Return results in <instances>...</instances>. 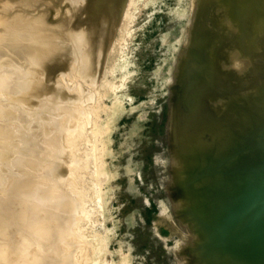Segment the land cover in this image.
Wrapping results in <instances>:
<instances>
[{
    "label": "rangeland",
    "instance_id": "1",
    "mask_svg": "<svg viewBox=\"0 0 264 264\" xmlns=\"http://www.w3.org/2000/svg\"><path fill=\"white\" fill-rule=\"evenodd\" d=\"M5 1L8 0H0V3L7 4L10 10L28 11V6L29 11L34 9L32 13L37 16L39 12L35 9L39 4H44H4ZM66 1L70 0H57V10L59 7L66 8L68 4H72V7L79 3V0L76 3V0H72L74 2L68 4ZM82 1L84 8L76 4L72 9L76 6L83 11L86 4L84 0L80 3ZM132 1V6H129V0L111 4L114 16L110 19L103 44L102 68L97 73L100 83L92 75H82L77 78L81 84L78 82L79 87L76 86V79H70V58L60 71L50 74L52 79L57 80L53 81L57 82V91L66 88L65 85L72 80L75 84H69V88L72 86L74 89L76 86L82 94L86 91L84 97L81 96L82 99L86 96L83 105L98 101L102 108L97 119L98 127L101 128L98 138L93 139L91 134L90 139L89 129L91 131L93 125L82 118V122L85 121L83 126L86 125L82 133L86 135L88 132L89 139L77 132L74 139V129L70 130L71 134L67 132V136L70 134L68 138L71 136L68 139L71 145L74 140L77 142L73 145L75 152L83 154V158L89 153L85 157L90 159V163L80 155V163L77 158L75 163L69 162L71 168L82 171L79 173L76 170L80 177L75 179L77 172L72 177L69 167L66 176L68 180H73L70 181L73 184L70 183V189L76 191L75 195L78 194L79 198L82 197L79 204L84 210L79 208V212L70 218L67 223L70 228L67 243L58 242V245L66 244L65 251L68 248L66 252L71 255L74 264H201L196 244L202 239L196 237L192 218L184 212L183 201L178 195L176 169L179 165L175 149L182 141L178 137L189 133L179 122L189 113L188 105L183 103L192 101L191 98L202 86L200 79H205L209 69V72L212 70L227 78L223 82L227 89L209 96L212 102L218 100L216 106H225L233 113L249 111L264 114V72L260 73L262 60L257 57L264 47V0H256L257 6H252L254 9L250 7L254 0H249L251 4L248 0L243 1L247 5L249 3V9L246 4H241L242 0ZM54 2L45 6H49L46 10L51 8L55 11ZM239 3L243 9L246 6L243 13V9H238ZM44 5L39 9L44 11ZM69 5V11L67 8L64 11L60 9L61 13L56 10L57 17L66 23L65 30L68 31L81 12L75 8L78 12H73L74 16L79 14L76 18L73 16L75 20L71 25L72 9ZM234 6L241 16L246 8L250 11L246 10L245 17L240 16L247 21L242 23L244 19L239 20ZM67 12H70L69 17ZM59 13H67V18L60 17ZM2 15L3 11H0ZM23 18L24 28L28 29L32 19ZM58 18L52 20L55 22ZM67 24L70 26L67 27ZM0 28L6 31L3 24H0ZM79 28L82 29L74 26V33L66 32L82 35L85 29L81 31ZM65 30L62 29V33ZM60 33L56 30L55 35L59 36ZM203 38L207 39L204 43ZM82 48L87 54L83 49L80 51V47L77 57L84 60L90 50ZM244 61L248 62L245 66ZM195 77L199 85L193 80ZM93 89L100 91L99 99ZM191 91L194 95L190 98ZM191 103L188 102L189 105ZM260 123L263 125L264 120ZM262 125H259L256 137H264ZM3 133L9 134L5 136ZM0 135L4 139L11 138L9 128H2L1 123ZM203 136L208 138L207 134ZM76 144L81 147L78 148ZM5 189L1 183L0 191ZM64 189L68 191L69 186ZM81 192L83 195H79ZM82 199L84 205H81ZM74 254L76 257H73Z\"/></svg>",
    "mask_w": 264,
    "mask_h": 264
},
{
    "label": "bare ground",
    "instance_id": "2",
    "mask_svg": "<svg viewBox=\"0 0 264 264\" xmlns=\"http://www.w3.org/2000/svg\"><path fill=\"white\" fill-rule=\"evenodd\" d=\"M54 1L57 2V0L3 2L4 4L43 2L44 11L39 9L42 4L35 9L39 12L38 16L32 13L34 9L30 12L28 6V11L22 12L20 9L10 10L7 4L0 3V11H3L0 24L6 29L4 31L0 28V123L2 128L4 126L9 128L11 135L10 139H4L0 135V184L3 183L6 187L0 191V264H74L71 255L66 252L68 248L65 251L66 244L58 245V242L67 243L70 230L67 223L83 209L79 204L82 197L79 198L78 194L75 195L76 191L70 189L73 180H68L66 176L70 167L69 171L73 173L70 174L75 177L78 169L71 168L72 164L69 162L75 163L77 158L80 163L79 155L83 154L78 155L75 152L73 145L77 142L74 140L71 145L72 142L68 140L71 136L69 138L68 136L71 129L76 130L72 132L74 139L76 132L80 134L84 132L83 128L86 125L83 126L85 121L82 122V119H86L93 125L91 131L89 129V133L91 132L89 138L92 140L93 134L95 139L101 132L97 119L99 111L102 110L98 101L92 105H83L86 96L84 99L81 96L84 97L86 91L83 95L78 88L80 81L78 83L77 80L79 76L92 75L93 79L100 83L101 79L97 73H100L102 68L103 44L108 34L106 32L110 19L114 16L111 4L114 1L120 4L125 0H84L86 7L83 11L79 10L81 6L78 5H82L83 1L82 3L81 0L79 3H76L78 0L66 1V4L72 1L77 4L73 3L74 5L80 7L75 6L81 12L78 13L79 16L75 15L78 17L74 26L82 27L79 28L81 31L85 29L82 35L66 32L68 31L65 30L66 23L57 17V11L61 13L60 9L63 10L65 7H59L57 10L55 6H58V2L55 4ZM243 1L240 2L245 5L247 2ZM53 2L55 5L52 6L57 11L51 8L46 10L49 6L46 8L45 6ZM249 3L246 4L248 9ZM132 4L133 1L129 0V6ZM71 5L69 6L72 9L74 5L72 7ZM238 5L240 9V3ZM252 6L254 8L257 6L256 0L250 7ZM75 8L72 9V13L76 14L78 11ZM234 9L237 8L234 6ZM238 9L237 13L235 10L234 12L240 17L241 12ZM248 9L246 8L250 13ZM67 13L59 16L66 17ZM72 13L71 25L76 18ZM244 14L242 16L245 17ZM19 15L32 19L28 29L24 28V18ZM54 17L58 18L55 22L52 20ZM241 17L240 21L244 19ZM247 20L244 19L242 23ZM69 26L70 24L67 27ZM74 26H71L69 31L74 33ZM62 29L65 30V34L62 33ZM56 30L62 34L56 36ZM204 38L202 43L207 40ZM50 39L52 40L49 41ZM80 47V51L82 47L90 50L84 60H81L79 53L80 58L77 57ZM257 57L262 60L259 66L262 73L264 47L257 53ZM68 61L72 64L70 79L71 77L76 79L74 80L78 87H75L78 89L68 87L69 84H75L71 80V83L65 85L66 88L61 85L59 87L62 89L57 91V82H53L57 80L52 79L50 74L60 71ZM247 63L244 61V66ZM207 73L209 74L205 79L198 77L202 86H198L199 89L196 86L198 91L196 90L194 98H191L194 87L191 88L189 97L192 101L183 103L191 107L187 106L189 111L185 108L189 113L184 112L188 114H183L182 122L179 121L189 133L178 137L182 141L175 149L179 165L176 169L178 195L183 201L184 212L192 218L194 233L199 235L195 234L196 237L202 239L198 240L201 241L197 242L198 245L195 243L199 263L264 264V137L255 136L259 125H262L260 122L264 120L262 119L264 114L249 111L233 113L225 106H216L218 100L212 102L209 96L227 89L223 84L225 78L219 73H213L212 70L209 72V69ZM203 74L205 76V73ZM193 80L199 85L197 77ZM83 84L85 85L84 82ZM29 88L32 89L27 91ZM93 90L99 99L100 91ZM188 102H192V105ZM67 132H70L68 136ZM204 134H207L208 138L204 137ZM87 135L88 132L85 136ZM78 172L75 179L80 177V174L77 175ZM64 186H69L68 191ZM74 186L73 188H76ZM81 194L83 195V192L79 193ZM82 201L81 205H84ZM78 215L80 216V213Z\"/></svg>",
    "mask_w": 264,
    "mask_h": 264
}]
</instances>
